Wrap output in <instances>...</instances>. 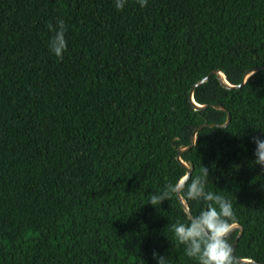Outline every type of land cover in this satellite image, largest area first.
I'll use <instances>...</instances> for the list:
<instances>
[{"label": "trees", "instance_id": "1", "mask_svg": "<svg viewBox=\"0 0 264 264\" xmlns=\"http://www.w3.org/2000/svg\"><path fill=\"white\" fill-rule=\"evenodd\" d=\"M63 20L67 49L50 50ZM264 0H0V264H197L170 230L189 219L176 195L149 194L209 168L232 201L236 257L264 264ZM182 195V194H181ZM192 215L205 206L187 201ZM238 230L229 236L232 245ZM236 264H240L236 261Z\"/></svg>", "mask_w": 264, "mask_h": 264}, {"label": "clouds", "instance_id": "2", "mask_svg": "<svg viewBox=\"0 0 264 264\" xmlns=\"http://www.w3.org/2000/svg\"><path fill=\"white\" fill-rule=\"evenodd\" d=\"M126 0H115L116 9L122 10ZM141 8L147 0H137ZM48 30L54 35L49 47L57 58L62 59L67 49L65 39L66 25L63 20H57L56 25L48 24ZM255 144L254 164L264 170V139L252 137ZM209 168L201 166L199 174L192 176L185 173L175 183H167L161 191L149 194L148 202L152 206L170 201L174 195L182 194L187 201H201L204 207L196 215H191L187 222L172 224L170 230L179 245L184 246L185 255L196 260L197 264H236L234 250L229 242V236L238 224L232 201L223 195L207 190ZM157 264H168L163 255L152 253Z\"/></svg>", "mask_w": 264, "mask_h": 264}, {"label": "water", "instance_id": "3", "mask_svg": "<svg viewBox=\"0 0 264 264\" xmlns=\"http://www.w3.org/2000/svg\"><path fill=\"white\" fill-rule=\"evenodd\" d=\"M258 70H264V66H256V67H251V68L246 69L242 74L240 82L239 83H232V82L228 81L226 75L224 74V72L222 70L214 69V70L210 71L208 74H206L205 76H203L202 78H200L199 80H197L195 83H193V85L190 88V92H189V96H188L189 102L191 103V105L193 106V108L195 110L203 109V108L208 106V104H201V103L196 102L193 94H194L195 88L197 86L203 84L205 81H207V79L210 77V75H215L216 78L218 79L220 85H222L223 87H225L227 89H237V88H240L242 85H244V83L247 81L249 76L252 75L253 73L257 72ZM213 106L217 109L226 111L225 121L221 124L204 122V123L196 126L190 135L189 144H187V145L180 144L176 148V160H177V162L179 163L180 166H182L185 169V173H189L190 175H191L192 170H193V165H192L191 161L185 160L182 158V153L187 151L188 149H190L192 146L195 145V143L197 141V134H198L199 129L203 126L225 127L230 121V114L223 106L217 105V104H213ZM176 196H177L181 206L183 207L185 213L187 214V217L190 218V216L192 214L190 213V210H189V207H188L186 200L183 198V196L181 194H176ZM235 230H238V233L236 234L234 241L232 242L233 250L236 246V243H237L239 237L242 235L243 227L238 223L233 231H235ZM234 257H235L236 261L240 264H263L261 262H258L256 260H253V259L248 258V257L238 258L235 256V254H234Z\"/></svg>", "mask_w": 264, "mask_h": 264}]
</instances>
